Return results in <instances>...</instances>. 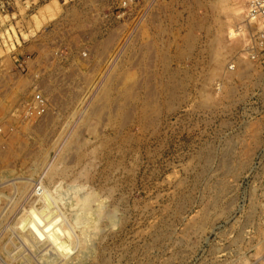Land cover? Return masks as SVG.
Instances as JSON below:
<instances>
[{"label": "rangeland", "instance_id": "obj_1", "mask_svg": "<svg viewBox=\"0 0 264 264\" xmlns=\"http://www.w3.org/2000/svg\"><path fill=\"white\" fill-rule=\"evenodd\" d=\"M252 2L0 0L1 264H264Z\"/></svg>", "mask_w": 264, "mask_h": 264}, {"label": "bare ground", "instance_id": "obj_2", "mask_svg": "<svg viewBox=\"0 0 264 264\" xmlns=\"http://www.w3.org/2000/svg\"><path fill=\"white\" fill-rule=\"evenodd\" d=\"M159 1V0H158ZM155 4V3H154ZM169 4V3H168ZM252 5V4H251ZM251 9V8H250ZM170 10V9H169ZM156 14V13H155ZM168 15V14H167ZM250 15V14H249ZM252 19V18H251ZM250 19V20H251ZM169 20V19H168ZM256 21V23H258L259 21L257 20V19H255ZM158 21H160V20H158ZM153 22V21H152ZM172 22V21H171ZM260 25V24H259ZM168 26V25H167ZM164 32V31H163ZM169 32V31H168ZM173 33V32H172ZM159 34V33H158ZM230 35L232 36V35H234L232 32H230ZM163 36V35H162ZM190 36V35H189ZM154 37H155V35H154ZM163 38V37H162ZM196 39V38H195ZM164 41V40H163ZM188 41V40H187ZM172 42V41H171ZM174 42V41H173ZM189 42V41H188ZM165 44V43H164ZM178 45V44H177ZM188 45V44H187ZM185 46V45H184ZM162 47V46H161ZM170 47V46H169ZM163 48V47H162ZM178 48V47H177ZM122 49V48H121ZM188 50H190L189 48H188ZM162 51V50H161ZM189 52V51H188ZM187 52V53H188ZM155 53V52H154ZM181 53V52H180ZM168 54V53H167ZM184 55V54H183ZM118 56V55H117ZM165 56V55H164ZM172 56V55H171ZM162 57H163V55H162ZM168 59V58H167ZM161 60V59H160ZM116 61V60H115ZM159 63V62H158ZM111 64H113V63H111ZM115 64V63H114ZM113 64V65H114ZM170 64V63H169ZM167 65V64H166ZM115 66V65H114ZM109 67H111V66H109ZM118 69V68H117ZM172 72V71H171ZM107 77V76H106ZM165 77V76H164ZM104 78H105V76H104ZM174 79H175V77H174ZM105 83V82H104ZM180 83V82H179ZM166 84H167V82H166ZM151 110V109H150ZM207 151V150H206ZM208 152V151H207ZM206 153V152H205ZM15 253V252H14ZM22 259V258H21ZM3 263V262H2ZM1 264V263H0Z\"/></svg>", "mask_w": 264, "mask_h": 264}, {"label": "built area", "instance_id": "obj_3", "mask_svg": "<svg viewBox=\"0 0 264 264\" xmlns=\"http://www.w3.org/2000/svg\"><path fill=\"white\" fill-rule=\"evenodd\" d=\"M261 2H264V0H253V2H252V6L254 7V8H256V5L257 4H259V3H261ZM38 100V99H37ZM42 99H39L38 100V108H41V106H42V101H41ZM36 103V102H35Z\"/></svg>", "mask_w": 264, "mask_h": 264}]
</instances>
